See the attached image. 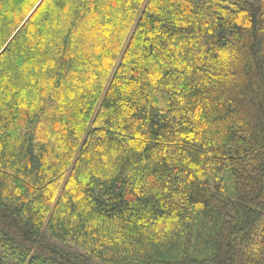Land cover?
<instances>
[{
	"label": "trees",
	"instance_id": "16d2710c",
	"mask_svg": "<svg viewBox=\"0 0 264 264\" xmlns=\"http://www.w3.org/2000/svg\"><path fill=\"white\" fill-rule=\"evenodd\" d=\"M0 264H264V0H0Z\"/></svg>",
	"mask_w": 264,
	"mask_h": 264
}]
</instances>
